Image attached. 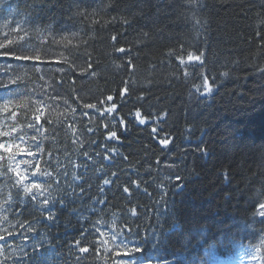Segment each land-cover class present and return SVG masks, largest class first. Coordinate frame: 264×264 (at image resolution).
I'll use <instances>...</instances> for the list:
<instances>
[{
  "label": "trees",
  "instance_id": "obj_1",
  "mask_svg": "<svg viewBox=\"0 0 264 264\" xmlns=\"http://www.w3.org/2000/svg\"><path fill=\"white\" fill-rule=\"evenodd\" d=\"M0 44L40 57L0 55L13 66L0 83L19 75L9 87L27 93L18 123H35L45 90L61 97L42 136L23 131L52 174L36 179L63 201L46 220L0 175V264H117L99 235L114 231L136 264H264V0H0Z\"/></svg>",
  "mask_w": 264,
  "mask_h": 264
},
{
  "label": "snow or ice",
  "instance_id": "obj_2",
  "mask_svg": "<svg viewBox=\"0 0 264 264\" xmlns=\"http://www.w3.org/2000/svg\"><path fill=\"white\" fill-rule=\"evenodd\" d=\"M190 3L192 5H195L196 0H190ZM95 14V13H94ZM193 20L196 19L195 14H193L192 17ZM197 24H199L200 22L197 20L196 21ZM202 27V25H200ZM19 31H25L24 28L20 27L18 28ZM18 39H24L23 36H19ZM113 39L115 40L116 38L113 37ZM15 41L12 39L8 40V43H14ZM4 44H0V47H3ZM29 45L25 44V45H21L20 48L18 49V51H14L11 53H7V54H0V55H11L13 56L14 59L16 60H28V59H40V57L38 56H31L30 54L27 53V49H28ZM32 51H35V49L33 48ZM118 51L123 52L124 49H118ZM193 57L191 56V54H189V59H192ZM196 59H199V57H196ZM15 67L17 68H28V67H36L35 65H27V64H18ZM13 68V66L11 64H7L6 62H0V70L4 71L5 73L11 71ZM39 70V69H37ZM21 79V76L16 75V76H9L7 79V83H0V102L3 103L4 107L2 109V111L5 113V118L3 121H0V137H9V139L7 141H0V153H4V155H0V169H3L5 167V165L3 164L4 161H7V166H6V172L4 171H0V175H4L7 176V173H15V181H14V185L15 187H17L20 191H22L26 197H29L31 199V201H33L36 204H40V211L41 213H47L44 218L46 220H53L54 217V212H53V205L56 202H60L63 203L62 200L57 201L56 197L54 196V194L52 192L49 191V188L51 187L50 184H44L42 183L39 179H36L39 176H45V177H50L52 174L50 172H48L46 169L41 171L40 168V162L39 160L35 161V168L31 170V176L28 175V170L25 169L24 171L20 170V164L21 163H27L29 165V168H32V162L31 161H17V156L18 155H27V156H36V154L38 152H42L43 148L42 146L37 143L35 145L32 144H27L26 145V139L25 137L27 135H29L28 133L23 131V128H31L33 129L34 133H38L39 135H43V125L41 124V118L44 115V109L45 108H52L54 107V105H50L48 103L49 100H52L53 102H55L58 99H61V97H59L58 95L53 96L52 93L48 92V91H44L41 94V98H39L37 100V108L35 111V114L32 117V120L35 122L34 124L31 121H23L22 123H18L17 122V117L18 115H20L19 113L12 111V106L13 104H15L17 101L20 100V98L22 96L27 95V93L20 91L18 88L17 89H13L10 88L9 85L10 84H14L16 83L18 80ZM2 89H6L7 91H3ZM211 88L208 85V81L207 79H205L204 81V93L210 92ZM52 92H56V89L53 88ZM201 93V94H204ZM121 95H123V92L121 93ZM112 97L109 96L108 100H111ZM63 103L65 105L68 106V109L70 110V112L74 113L76 111L75 108H73L69 103L67 99L63 100ZM101 103H103V101H101ZM24 107H28L27 104L24 105ZM84 107L86 108H92V109H96V105L95 104H85ZM115 108V105L112 106V109H105L104 111H102L100 113L101 116L104 115V112H108L109 115H111L112 110ZM11 113L10 116H8V113ZM84 115H88V113H84ZM137 117H139L140 113L139 111L136 112ZM11 119L12 120V125L9 126L7 124V120ZM145 121L143 119L140 120V123L143 124ZM49 123H51V121L49 120ZM120 123L123 125V120L120 121ZM36 125H40L39 128L36 127ZM71 131L73 133L76 132V128L74 125L71 126ZM89 131H91V129H89ZM153 131H155V129H153ZM18 132H20V135H16ZM116 136L115 132H111L109 133V137L108 138H113ZM31 139L33 141L37 140V135L33 134L31 135ZM76 140H73V143H76ZM35 148V151H33L32 149ZM105 159H108V157L106 156ZM115 175V173L113 174ZM8 179H11L10 177H8ZM31 179V183H28V181ZM177 180L180 179V177H176ZM110 183V181L105 180L104 184H108ZM125 192L128 191L127 188L124 189ZM43 198V199H41ZM11 197H9L8 199L5 200V203H9ZM20 204L23 205L24 204V197L20 198ZM260 209H264V203L259 205ZM22 214V213H21ZM260 216L264 217V211L260 212ZM97 223H102V221H97ZM21 227H23V225H21ZM27 231L32 232L35 231L34 227L29 224ZM100 237L102 238L100 240L101 244L107 245L108 240L103 239V237H105L107 234L104 232H100L99 233ZM120 236V233L118 232H113L112 236H111V240L113 242H116L118 240V237ZM5 239V236L0 234V241H3ZM25 242L27 241V237H24ZM80 241H75L76 245H80ZM121 243H117L116 247L119 248L121 246ZM41 247H43V244L41 243ZM125 251L127 252L128 249V245L124 244L123 245ZM34 251H39V249L36 248L35 245H33ZM108 249L105 248V251H107ZM135 251H139L138 248L134 249ZM79 251L84 253L88 251L87 247H80ZM259 251V249L257 250ZM25 256H28V259L30 258V255L28 253L25 252Z\"/></svg>",
  "mask_w": 264,
  "mask_h": 264
},
{
  "label": "rangeland",
  "instance_id": "obj_3",
  "mask_svg": "<svg viewBox=\"0 0 264 264\" xmlns=\"http://www.w3.org/2000/svg\"><path fill=\"white\" fill-rule=\"evenodd\" d=\"M26 146H27V143H26L25 147ZM32 150L35 151V148H33ZM35 160H36L35 156L34 157L33 156H27V155H18L17 156V161H31L32 162V168L31 169L29 168V165L27 163H21L20 164V170L24 171L25 169H27L29 176H31V170L35 168ZM28 183H31V179L28 181ZM116 253L118 255H121V257H126L128 255L127 253L120 252V251H117ZM133 263L134 262H131V261H125L123 258L119 259V264H133ZM253 263H255V259L251 260L249 258L241 257V258H239L237 260L235 259L233 261H222L219 264H253Z\"/></svg>",
  "mask_w": 264,
  "mask_h": 264
}]
</instances>
